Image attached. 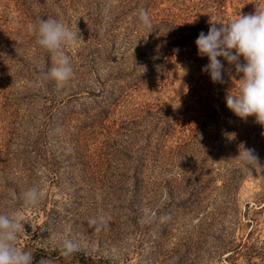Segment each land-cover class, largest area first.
I'll list each match as a JSON object with an SVG mask.
<instances>
[{
	"label": "rangeland",
	"instance_id": "obj_1",
	"mask_svg": "<svg viewBox=\"0 0 264 264\" xmlns=\"http://www.w3.org/2000/svg\"><path fill=\"white\" fill-rule=\"evenodd\" d=\"M256 7L0 0V213L22 214L33 264H264V125L227 108L240 77L212 82L195 44ZM40 18L79 30L67 81L45 75L52 55L27 30ZM33 187L36 206L22 196Z\"/></svg>",
	"mask_w": 264,
	"mask_h": 264
},
{
	"label": "clouds",
	"instance_id": "obj_2",
	"mask_svg": "<svg viewBox=\"0 0 264 264\" xmlns=\"http://www.w3.org/2000/svg\"><path fill=\"white\" fill-rule=\"evenodd\" d=\"M138 17L142 27L152 28L146 10L141 9ZM27 30L35 36V43L52 55L53 66L45 75L57 82L69 80L73 68L64 49L74 47L82 39L79 30L73 31L54 18H40L36 24H29ZM195 44L198 54L208 57L209 63L202 67V72L208 73L212 82L224 83V74L231 75L232 66L240 77L233 79L238 85L235 94L230 90L224 97L227 108L241 119L255 116L256 122L264 125V8L256 7L254 13L240 14L227 24L212 22L207 35L200 32ZM223 61L230 67L225 68ZM238 158L246 165L260 167L253 149L243 147ZM42 195V190L37 187L22 194L24 202L31 206H36ZM22 230L24 221L19 211L0 213V264H33L32 252L17 246ZM76 250L77 245L71 240L64 241L61 246L65 256ZM40 264L47 262L42 260Z\"/></svg>",
	"mask_w": 264,
	"mask_h": 264
}]
</instances>
